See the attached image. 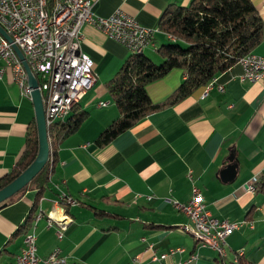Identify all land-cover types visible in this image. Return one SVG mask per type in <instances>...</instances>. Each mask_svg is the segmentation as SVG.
I'll use <instances>...</instances> for the list:
<instances>
[{
  "label": "crops",
  "instance_id": "1",
  "mask_svg": "<svg viewBox=\"0 0 264 264\" xmlns=\"http://www.w3.org/2000/svg\"><path fill=\"white\" fill-rule=\"evenodd\" d=\"M92 1V11L98 16L120 9L147 28H159L160 17L170 4L190 2ZM251 1L263 22V38L252 53L264 55V0ZM81 31L80 48L93 62L96 80L74 109L87 110L89 116L56 146L50 192L40 197L35 212L41 208L44 214L33 221L37 254L47 256L60 248L70 264H222L213 250L199 246L179 229L187 217L172 202H188L192 188L197 187L213 216L246 221L227 237L224 262L232 264L242 251L249 263L264 264V191L243 190L244 184L264 177V81L242 82V67L235 63L213 78L205 95V86L200 87L174 105L150 113L101 147L96 137L119 115L105 82L130 53L89 24ZM168 41L160 30L144 53L159 57L157 48ZM183 79L184 73L173 69L150 83L147 93L153 102L161 101ZM101 101L108 104L99 106ZM32 118L30 95L22 93L7 69L0 79V177L13 169ZM229 165H234L235 173L226 181L223 172ZM56 186L77 200L75 205L63 206L72 221L61 237L56 223L48 225L47 216L54 206ZM35 196V190H27L14 202L0 206V264H14L23 247L24 234L16 232ZM91 207L116 216L98 217ZM171 248L182 251L152 260V252L159 256Z\"/></svg>",
  "mask_w": 264,
  "mask_h": 264
},
{
  "label": "built area",
  "instance_id": "2",
  "mask_svg": "<svg viewBox=\"0 0 264 264\" xmlns=\"http://www.w3.org/2000/svg\"><path fill=\"white\" fill-rule=\"evenodd\" d=\"M92 7V0H0V26L12 39L10 43L0 35V79L9 69L13 82L23 94L30 95L26 71L12 48V44H15L37 80L47 126L65 119L73 105L87 95L96 80L92 73L93 62L80 48L83 25L95 27L108 38L124 45L130 52L142 51L152 43L155 34L160 32V28H147L120 9L102 17L94 14ZM237 63L242 67V82L264 81V55L250 52ZM213 80L212 78L205 85L204 95L213 86ZM218 89L223 91L221 86ZM107 104L106 101L98 103L99 106ZM188 176L191 177L190 172ZM254 182L244 184L243 190L255 192ZM56 190L54 206L47 216L48 225L56 223L59 227L58 237H61L62 231L72 221L63 206L75 205L77 200L58 186ZM192 194L186 203L172 202L191 222L179 229L192 236L199 246L213 250L218 258L225 260L227 237L240 229L246 221L219 219L206 207L197 187L192 188ZM43 214L44 211L40 208L34 223ZM176 251L182 250L171 248L169 252L159 256L151 251L152 260L157 261ZM242 256L243 252L238 251L232 264H239ZM14 264L70 263L60 248L54 249L47 256L37 254L33 224L31 230L24 234L23 247L16 255Z\"/></svg>",
  "mask_w": 264,
  "mask_h": 264
},
{
  "label": "trees",
  "instance_id": "3",
  "mask_svg": "<svg viewBox=\"0 0 264 264\" xmlns=\"http://www.w3.org/2000/svg\"><path fill=\"white\" fill-rule=\"evenodd\" d=\"M159 28L169 36L157 48L161 61L156 63L144 53L130 52L116 73L105 82L110 99L119 115L96 137L95 143L104 146L122 132L132 128L150 113L172 106L205 86L218 73L237 63L252 52L263 38V22L251 0H190L187 5L170 4L162 13ZM173 69H180L184 79L164 99L153 102L147 86L165 77ZM63 120L52 122L47 128L50 154L42 170L20 191L6 200L12 203L27 190H35L31 210L19 224L16 234L30 231L40 197L49 188L55 168L56 146L76 132L89 116L87 110L74 109ZM38 135L35 118L28 124L24 148L13 169L0 177V189L19 176L35 159ZM256 191H264V177L254 182ZM98 217L115 214L91 207ZM152 227L160 228L161 225ZM222 264H226L221 259ZM239 264H251L243 257Z\"/></svg>",
  "mask_w": 264,
  "mask_h": 264
},
{
  "label": "water",
  "instance_id": "4",
  "mask_svg": "<svg viewBox=\"0 0 264 264\" xmlns=\"http://www.w3.org/2000/svg\"><path fill=\"white\" fill-rule=\"evenodd\" d=\"M0 35L3 36L8 42L12 43L11 37L0 26ZM12 48L21 60L23 67L28 77V86L31 89L30 98L34 109V118L37 127L38 135V152L32 163L12 182L0 189V206L7 205L6 200L12 197L15 193L25 187L45 166L50 154V145L47 134V123L45 118L44 105L41 98V93L38 89V83L35 76L32 74L22 52L15 45ZM234 165H229L223 172L224 180L229 181L234 177Z\"/></svg>",
  "mask_w": 264,
  "mask_h": 264
},
{
  "label": "rangeland",
  "instance_id": "5",
  "mask_svg": "<svg viewBox=\"0 0 264 264\" xmlns=\"http://www.w3.org/2000/svg\"><path fill=\"white\" fill-rule=\"evenodd\" d=\"M153 60H154L156 63H159V62L161 61V59H160L159 57L153 58ZM46 191H47V193L50 192L49 189H47ZM185 216H186V215H185ZM186 217H187V216H186ZM190 223H191V222H190L189 218L187 217V222H186V224H184V225H189ZM226 253L228 254V248H227V246H226Z\"/></svg>",
  "mask_w": 264,
  "mask_h": 264
}]
</instances>
